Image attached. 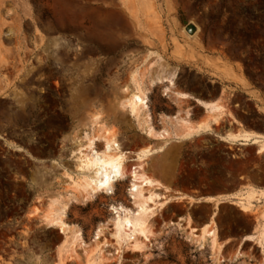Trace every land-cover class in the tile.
<instances>
[{"label":"rangeland","instance_id":"1","mask_svg":"<svg viewBox=\"0 0 264 264\" xmlns=\"http://www.w3.org/2000/svg\"><path fill=\"white\" fill-rule=\"evenodd\" d=\"M135 69L143 70L148 92L142 117L148 114L155 134L187 112L202 113L177 91L226 92L232 119L263 126L264 0H0V264H55L62 235L38 218L50 198L69 192L75 141L96 127L112 130L131 152L127 174L111 194L66 202L64 221L79 229L82 246L65 264L81 263L98 244L99 228L101 264H245L222 252L219 262L208 241L203 249L190 241L176 226L187 204L173 196L186 187L234 186L235 174L258 158L251 148L227 150L207 136L183 143L148 137L145 124L120 106ZM102 147L98 140L95 151ZM144 149L150 153L137 162L134 153ZM137 164L160 185L144 188L156 196L153 236L133 251L118 248L109 230L113 208L127 216L138 209L128 174ZM192 205L195 222L211 212ZM221 214L233 231L247 225L229 205Z\"/></svg>","mask_w":264,"mask_h":264},{"label":"bare ground","instance_id":"2","mask_svg":"<svg viewBox=\"0 0 264 264\" xmlns=\"http://www.w3.org/2000/svg\"><path fill=\"white\" fill-rule=\"evenodd\" d=\"M141 69H135L130 72L128 78L129 89L124 88V91L127 93L120 106L128 111L129 116L133 118L137 126L142 128V125L145 124L144 133L148 137L163 140L166 143L170 139L183 141L198 135L202 131L210 130L208 122L199 126L192 124L189 120L190 114L187 112L184 116L179 117L176 127L171 130L164 129L163 132L155 134L153 128L149 124L148 114H146V117H142L148 108V92L144 86V81L141 76L143 70ZM171 76L174 77V74ZM169 84L173 86L172 79L169 80ZM175 95L180 99L188 97L186 93L180 91L175 92ZM200 104L204 106L209 114H215L217 116L224 112L230 113L222 105ZM213 120L216 121V117H213ZM229 139L231 141L239 140L243 144H247L250 142V135L246 133L229 135ZM98 140L105 142V148L102 147L99 151H95V143H97ZM257 142L259 141L257 140ZM75 145V149L72 151V157H74L75 161L76 174L75 176L67 174L69 192H67L66 196H55L51 198L47 203L46 211L40 216L41 225L47 228H55L62 235V239L55 251V264H65L69 262L76 256L77 247L82 246L79 229L76 230L64 221L66 202H69V200L75 196L87 199L95 193L111 194L115 183L121 182L126 178L125 163H127L128 155L131 153L123 151L112 130L103 127H96L91 132L85 133L79 140L75 141ZM149 153L150 151L148 150H140L134 153L135 160L141 162ZM128 174L131 180L129 190L132 198L137 203L138 209L133 216H127L123 214V210L113 208L115 216L113 217L109 235L118 248L126 247L133 251H139L150 242V238L153 236L150 219L156 206V204H154V198L156 196L153 193L144 195V188L159 186L160 184L158 181L145 175L139 164L133 166ZM254 190L255 189L250 188L240 193L232 203L236 207L238 206L242 211L247 210L255 197ZM173 197L177 200L183 199L182 196ZM168 201L169 200L165 198L164 202L160 203V206ZM191 203L194 202L191 201ZM219 203L221 202H216L215 205ZM176 226L186 230L187 238L194 242L199 249H203L205 243L208 241L215 258L217 261L222 262L221 252L223 244L218 242L217 229L211 219L207 224L199 228L192 226L191 218L186 216V218H179L176 222ZM103 232V228H99L96 231V238H94L98 240V244L84 251L82 255V264H101L103 262L104 257L101 254V250L106 244L105 240L101 239ZM263 237L264 230L261 232V237L259 239L260 244ZM248 239L252 240L253 237L250 236ZM238 254L235 253L232 259L236 260ZM74 260L76 259L74 258Z\"/></svg>","mask_w":264,"mask_h":264},{"label":"crops","instance_id":"3","mask_svg":"<svg viewBox=\"0 0 264 264\" xmlns=\"http://www.w3.org/2000/svg\"><path fill=\"white\" fill-rule=\"evenodd\" d=\"M182 93H186L188 95V97L183 100H190L193 108H200L202 110V113L198 116L191 115L189 112L190 122L195 126L202 125L205 122H208L210 125V130L202 131L190 139L181 141L182 143L193 138L195 141H198L200 137L207 136L210 137L214 143L227 150L243 151L246 148H251L254 155L261 160L257 159L256 162H250L249 165L245 164L244 170L235 174L236 181L234 186L223 188L214 186H200L198 188L186 187L180 191H175L174 195L182 196V201L187 204L186 213L180 217L186 218V216H189L191 218V213L188 212L191 208V204L196 207H211L210 214L200 222H195L191 218L192 226L198 225L195 227L200 228L201 226L207 224L211 219L217 229L218 242L223 244L222 254L226 253V255H231L233 257L235 253H239L236 261L242 260L245 264H264V237L261 240V244L259 243L261 232L264 230V159L262 160V158H264V125L255 127L248 125L244 119H241L240 122L232 119L231 117L233 116L228 106L229 99L226 96V92L221 90H219L216 96L191 94L188 92ZM200 103L222 105L230 113L224 112L223 114L217 116L215 114H209ZM213 117H216V121L213 120ZM219 120L225 122L226 125L217 126ZM243 133L250 135V142L247 144H243L239 140L231 141L229 139V135ZM257 140L259 142H257ZM257 167H259V169L254 170V168ZM250 188L255 189V197L252 200L250 207L247 210L242 211L232 202H234L237 198V195L249 190ZM191 201L194 203H191ZM216 202L221 203L215 205ZM224 205H229L236 209L241 216H244L247 219V225L244 227L238 226L234 231L229 229L221 214V207ZM42 214L43 212L40 213L38 218L39 224H41L40 216ZM250 236L253 237L252 240L248 239ZM227 248L231 250L225 251ZM80 264H82V256Z\"/></svg>","mask_w":264,"mask_h":264},{"label":"water","instance_id":"4","mask_svg":"<svg viewBox=\"0 0 264 264\" xmlns=\"http://www.w3.org/2000/svg\"><path fill=\"white\" fill-rule=\"evenodd\" d=\"M186 30H187L188 33H193L195 31V27L193 25H191V24H188L186 26Z\"/></svg>","mask_w":264,"mask_h":264}]
</instances>
